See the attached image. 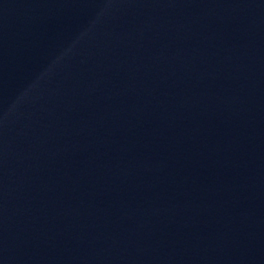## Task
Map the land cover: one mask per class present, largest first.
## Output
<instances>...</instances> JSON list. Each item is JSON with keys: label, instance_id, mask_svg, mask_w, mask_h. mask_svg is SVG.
Here are the masks:
<instances>
[{"label": "water", "instance_id": "1", "mask_svg": "<svg viewBox=\"0 0 264 264\" xmlns=\"http://www.w3.org/2000/svg\"><path fill=\"white\" fill-rule=\"evenodd\" d=\"M82 1L86 0H0V30Z\"/></svg>", "mask_w": 264, "mask_h": 264}]
</instances>
